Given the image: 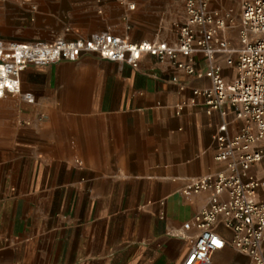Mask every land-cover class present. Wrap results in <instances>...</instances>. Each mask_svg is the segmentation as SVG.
Segmentation results:
<instances>
[{
    "label": "crops",
    "instance_id": "0c3cea01",
    "mask_svg": "<svg viewBox=\"0 0 264 264\" xmlns=\"http://www.w3.org/2000/svg\"><path fill=\"white\" fill-rule=\"evenodd\" d=\"M1 1L0 39L19 42L111 32L175 43L185 20L184 0ZM20 81L35 103L0 98V264H183L191 240L169 233L211 193L181 190L225 168L213 138L224 119L191 103L210 81L149 55L138 69L94 55L28 66ZM251 171L264 176V161ZM215 229L224 246L209 264H249Z\"/></svg>",
    "mask_w": 264,
    "mask_h": 264
},
{
    "label": "built area",
    "instance_id": "2783aa9c",
    "mask_svg": "<svg viewBox=\"0 0 264 264\" xmlns=\"http://www.w3.org/2000/svg\"><path fill=\"white\" fill-rule=\"evenodd\" d=\"M239 7L237 23L233 8L213 6L212 0H184L185 20L177 28L175 43H135L111 32H93L73 40L0 39V98L11 94L29 104L35 103V97L22 90L20 81L28 66L73 62L83 55L134 69L149 55L170 62L187 76L210 81L191 89V103L201 101L208 115L218 111L224 119L213 138L215 159L225 168L188 179L181 190L184 196L211 193L207 208L181 230L169 233L191 240L183 264L210 263L213 253L224 246L215 229L219 223L231 231V245L249 258V264H264V176L251 171L264 161V0H239ZM232 32L236 37L232 38ZM198 56L204 59V69L197 67ZM227 70H233V75ZM191 228L197 229L194 238L186 233Z\"/></svg>",
    "mask_w": 264,
    "mask_h": 264
},
{
    "label": "rangeland",
    "instance_id": "374dc122",
    "mask_svg": "<svg viewBox=\"0 0 264 264\" xmlns=\"http://www.w3.org/2000/svg\"><path fill=\"white\" fill-rule=\"evenodd\" d=\"M2 3H7L8 0H2ZM222 5V4H221ZM222 8H233L234 10V18L236 20V22H239V13H240V7H239V0H226V3L224 4V6H221ZM2 14L4 15V11H1ZM230 35L233 37L235 36V33H230Z\"/></svg>",
    "mask_w": 264,
    "mask_h": 264
},
{
    "label": "bare ground",
    "instance_id": "6f19581e",
    "mask_svg": "<svg viewBox=\"0 0 264 264\" xmlns=\"http://www.w3.org/2000/svg\"><path fill=\"white\" fill-rule=\"evenodd\" d=\"M231 75H233V70H231Z\"/></svg>",
    "mask_w": 264,
    "mask_h": 264
}]
</instances>
